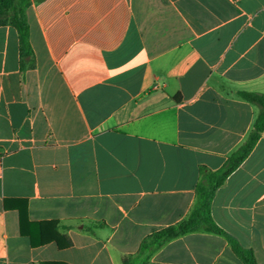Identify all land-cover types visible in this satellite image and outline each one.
<instances>
[{
  "label": "crops",
  "instance_id": "0c3cea01",
  "mask_svg": "<svg viewBox=\"0 0 264 264\" xmlns=\"http://www.w3.org/2000/svg\"><path fill=\"white\" fill-rule=\"evenodd\" d=\"M26 15L32 67L0 26V264H120L251 130L259 109L238 92L264 94V0H40ZM210 214L264 264V129ZM147 264L242 263L199 230Z\"/></svg>",
  "mask_w": 264,
  "mask_h": 264
},
{
  "label": "trees",
  "instance_id": "16d2710c",
  "mask_svg": "<svg viewBox=\"0 0 264 264\" xmlns=\"http://www.w3.org/2000/svg\"><path fill=\"white\" fill-rule=\"evenodd\" d=\"M33 1L40 0H0V26L10 25L18 35L19 57L22 67L33 66V53L29 42V27L26 10ZM241 99L258 107V113L253 121L251 130L244 141L237 146L225 159L223 164L215 169H208L204 165L198 166V180L195 185V201L189 213L178 222L157 229L146 235L140 242L135 253L126 254L120 264H147L153 254L167 241L183 234L203 230L222 235L227 240L233 254L242 264H258L253 251L221 229L210 214L211 200L216 189L247 157L264 129V94L239 91ZM58 245H66L59 242Z\"/></svg>",
  "mask_w": 264,
  "mask_h": 264
}]
</instances>
